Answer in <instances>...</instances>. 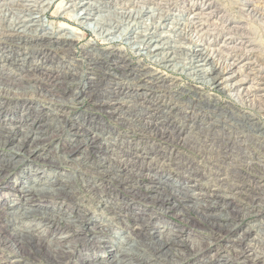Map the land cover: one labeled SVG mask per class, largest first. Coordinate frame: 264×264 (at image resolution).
Returning a JSON list of instances; mask_svg holds the SVG:
<instances>
[{"label":"bare ground","instance_id":"obj_1","mask_svg":"<svg viewBox=\"0 0 264 264\" xmlns=\"http://www.w3.org/2000/svg\"><path fill=\"white\" fill-rule=\"evenodd\" d=\"M142 1L154 4L156 0ZM162 1L165 5L159 8L167 9L172 0L158 2ZM190 1L188 11L192 15L191 19L185 15L173 16L166 10L155 14L158 5L141 8L138 2L124 0H72V11L67 15L71 13L78 26L86 28L106 44L125 40L132 55L144 58L164 70L193 79L205 88H220L223 91L233 89L238 94L242 90L243 99L254 97L264 109L263 95H255L254 87L239 89L243 85L240 83L244 81H235L237 73L242 72L245 67L251 69L253 65L252 58L247 56L252 49L247 51L249 47L243 41L237 42L239 39H235L246 30L241 25H233L227 18V13L212 0H201L202 8L198 5L199 0ZM252 1L246 0L242 4L247 9V15L258 21L260 18L263 20L264 10ZM135 3L138 5L135 6ZM51 4L46 0H13L0 5V97L4 98L2 102L0 100V113L4 109L11 111L8 122L0 121V181L6 175V169L16 167L21 157L27 155L32 161L42 160L52 166L56 174L62 172L66 166L77 169L75 175L82 183L84 192L90 197L100 199L118 218L124 217L133 209H125L124 215L123 208L119 206L131 199H141L147 205L163 209L181 219L183 208L190 207L185 202H189L200 219L208 223L213 231L218 230L216 234L213 232L216 237L228 236L227 246L234 256L228 264H264V260L259 261L260 256L245 247L249 233L256 226L242 232L237 228L236 220L239 217L231 214V210H234L232 200L243 196L241 194L244 191L240 190L252 186L243 182L244 188H241L239 183H233L226 190L230 185L224 183L227 178H222L212 186L215 188L212 193L205 196L209 190L201 188L202 185L195 180L200 177L203 180L208 176L207 173L204 174L205 169L200 167V163L184 158L169 145L178 144L183 149L191 146L194 150L198 143L203 142L212 151L217 144L214 153L217 151L220 156L225 154L223 158L226 156L227 159L232 155L236 157L232 146L230 147L231 143L222 141L219 145L215 140L226 141L232 134L231 130L245 127L250 133L256 132L257 135L252 137L264 149L263 128L215 107L207 109L210 116H204L206 110H202V105L195 104L194 100L187 102L194 106L190 105V108L185 107L182 110L185 91L179 89L173 81L151 77L141 68L139 62L132 66L126 56L118 51L110 52L109 56L102 55L92 45L93 47L85 51L84 57L91 66V73H88L91 77H84L75 67L69 68L65 65L77 33L69 31L68 34L56 37L53 33L43 31L44 8ZM60 7L65 10L64 6ZM211 27L215 34L208 37L212 32ZM220 32L232 36L226 38L225 44L228 48L224 50L240 53L234 58L230 57L231 54H226L231 59L228 63L221 51L209 49L217 41ZM246 43L253 44L252 41ZM243 58L248 61L240 66ZM5 68H9L10 73H2ZM255 75L259 78L257 73ZM260 79L264 81V77ZM25 81L33 83L23 87ZM207 106L211 107V104ZM81 108H86L82 111L84 116H73L72 111ZM18 109L25 119L16 117L20 113ZM188 109H191L190 113ZM30 117L32 122L27 124ZM187 122L190 123L187 124L188 128ZM109 127L111 130L107 129ZM122 129L131 131L129 142L126 141L129 131H119ZM192 134L200 137L194 136L192 141ZM152 137L160 139L159 144H149L156 141ZM55 139L60 141L52 147ZM149 148L152 150L147 151ZM133 154L136 156L132 157ZM207 158L204 156L203 159ZM95 159L98 162L94 163ZM185 161L191 164L188 166ZM166 162L170 163L169 167L174 165L190 174L194 178L191 189L198 192L175 189L177 184L169 181L164 182V185L157 182L158 180L152 181V176L159 177L166 172L163 166ZM89 167L95 168V172ZM221 172L220 169L218 174L221 177L228 175ZM32 173L34 176L29 182L30 185L21 186L19 180V186L0 191V200L4 204L9 201L13 203L6 208L0 205V210L4 209V214L9 219V225L6 223L7 225L0 226V249L9 250L15 258H21L23 264H38L41 261L48 264H77L74 258L77 245L92 236L80 227L81 222L73 216L76 211L69 216L56 210L54 205L51 208L46 204L35 206L32 203L35 197L46 196L56 201L55 204H74L79 194L72 190L73 179L47 182L46 174L49 172L42 173L46 175L44 178L39 176L40 173ZM255 186H258L257 189L254 187L251 191H257L260 185ZM254 192H249L252 196H248L252 204L260 200L259 193ZM23 195L26 200L21 203L16 197L23 198ZM251 213L255 214L252 211ZM77 217L82 220L85 216ZM132 219L135 228L127 234L128 240L134 244L119 248L107 262H103L102 257L100 260L87 258L82 264H188V260L193 258L194 264H209L205 261L211 249L209 245L206 246L207 242L205 245L200 242L191 244L186 252L180 253L177 246L181 244V239L177 234L181 233V227L177 226L174 230L176 235H162L159 231L147 233L146 228L152 222L143 209L135 211ZM35 220L44 232L34 230ZM17 223L28 225L27 230L18 231ZM12 228L15 230L11 231ZM99 228L105 230L103 226ZM88 229L95 232L97 227ZM114 229L109 227L107 231ZM47 231L53 234H43ZM173 250L177 254L171 253Z\"/></svg>","mask_w":264,"mask_h":264},{"label":"rangeland","instance_id":"obj_2","mask_svg":"<svg viewBox=\"0 0 264 264\" xmlns=\"http://www.w3.org/2000/svg\"><path fill=\"white\" fill-rule=\"evenodd\" d=\"M10 1H13V0H0V5L4 3H8ZM47 1L52 4L49 5V7L44 8L45 15L42 16V22L44 24L43 31L45 33L46 32L53 33L55 36L56 35L62 36L64 34H68L67 32L69 31H73L77 33V37L75 36V40L71 46L70 55L69 57L65 59V65L68 66L69 68L75 67L78 71L84 74V77L86 76L87 78L91 77V75L88 74V73H91V70H89V67L91 66L89 65V63L87 64L86 60L84 59V57H86L85 51L87 49L89 50L90 47L95 46V48L97 49V53H101L102 55L104 54L107 56H109V53L112 51L113 52L118 51L120 52V54L122 53V55L124 54L126 56V58L129 60V63H132L131 64L132 66H136L139 62L140 66H142L141 68L147 71V73L150 74L151 77L154 76V77H159V78L173 81L179 86V89H182V91H185L182 97L183 99L182 102L184 104L181 103L182 107L184 106L183 108H181L182 110L185 107L190 108L191 106H194V105H191L192 103L187 104V102L189 103L190 100H194L195 104L198 103L202 105L200 107V108H203L202 110H206V114H203L204 116H210L209 115L210 112L207 109L208 108L213 109V107H215L217 109L226 110L228 113L232 114L233 116L239 119L243 118V120H247L251 124H255L257 127L260 126L264 130V109L261 108V106H259L260 104L257 102V100L253 99L254 97L250 96L248 100L243 99L241 95L242 90H240L239 92L240 95H239L238 92L234 91L233 89L229 91H223L220 88L210 89V88L202 87L197 81L194 80L195 81L194 82L193 79H190L186 76L178 75V73L164 70L163 68L155 66L153 63H150L144 58H141V57L139 58L138 56L132 55V50L129 45H126L125 40H122L119 43L116 42L112 44H109V43L106 44L102 40L96 38L86 28H82L78 26V24L75 22V19L71 17V13L70 15H67L68 12L72 11V8H70L71 6L70 1L72 0H46V2ZM78 1H83V0H78ZM103 1H107V0H103ZM124 1L138 2L139 7L141 8H147L150 6L156 7L158 5L156 7L158 11H156L155 14L166 10L167 13L173 16L185 15V17L189 16L190 19L192 17V15H189L190 12L188 11L190 4H191L190 0H172L169 5L170 7L169 8L167 7V9L161 8V7H164L165 4L163 3V1L158 2L160 0H156L154 4L145 3L142 0L141 1L140 0L139 1L138 0H124ZM212 1L215 2L217 5H219L221 7V10H224V12L227 13L226 14L228 16L227 18L231 20L233 25L243 26L246 32L243 33L241 36L236 37V38L234 37V38L236 40L239 39L237 42L243 41L249 47L247 51L248 50L250 51L252 49L250 53H247L248 55L246 54L248 57L252 58L251 59V62L253 63V65H251L252 68L247 69L245 67L242 69V72L237 73L235 75V78H236L235 81H240V80L244 81L240 83L243 85L240 86L239 89H241L242 87H245V88L254 87L253 89L256 90L254 92L255 95H257L258 97L262 95L264 96V81H261L260 79L264 77V25L263 27L261 26L262 23L264 22V16H263V20L262 18H260L261 20L259 21L258 19L256 20L248 16L247 11H246L247 9L242 5L246 0H240L242 3L239 2L238 0H212ZM252 2H254L260 9L264 10V0H253ZM138 3H135V6L138 5ZM61 5L64 6L65 10H61V7H60ZM198 5L201 6L202 8L201 0H199ZM159 6L161 7L159 8ZM203 10H206V8H204ZM210 30L212 31L213 28L211 27ZM40 34L41 33H38V35ZM212 34H215V33L212 31L211 34L208 35V37L210 36L213 37L214 35ZM231 37L232 36L228 35V33L226 32H220V36L218 37L217 41L213 43L211 48H209L210 50L221 51V53H223V57L226 59V63L231 62L230 57L234 58V56H237L238 54H240L238 51L232 52L230 50H224L227 47L225 44L226 38H231ZM247 41H252L253 44L248 45L246 43ZM226 54H231L232 56L230 55L229 57V55L227 56ZM101 58L103 57L101 56ZM247 61L248 60L243 58V62H241L240 66L244 65L245 62ZM2 71H3L2 73H10L9 68H5ZM256 73L259 78H256V75H255ZM32 83L33 81H25L23 82V87L25 86L27 87L28 85ZM57 91H60V90H57ZM55 93L56 95H58L57 94L58 92H55ZM36 99L38 100V97H36ZM0 100L2 102L4 98L0 97ZM207 104H211V107L207 106ZM37 109H39V107ZM191 109H188V113L191 112ZM85 110L86 108L74 109L72 111L73 116L76 115L78 117H82L84 116L82 114V111H85ZM18 112H20L19 109H18ZM16 117L18 119H25L24 114L22 118L21 112L18 113ZM10 118H11V111L9 109H4L3 113H0V121L8 122ZM31 122H32V117H30L26 121L27 124ZM187 124H190V123L189 122L186 123V127L188 128ZM107 129L111 130L110 127ZM119 131L124 132L126 131V129L124 130L122 129ZM128 131L129 133L131 132L130 130ZM128 131H126V133ZM231 131H232V134L229 135L230 137L229 136L227 137L228 139L226 141L225 140L220 141V139H217L215 140V142L219 143V145L223 143L222 141L226 142L227 144L231 143L230 147L232 146L233 152L236 153V157L232 155L231 157L226 159L225 158L226 156L223 158L225 154L223 156H220L217 151L214 153L215 151L214 149L218 147L217 144L214 145L215 148H213L212 151H211V148L206 146V144L203 142H200L201 144L198 143L197 144L198 147L196 145L198 149L194 148V150L192 149L191 146H189V148L191 149L188 148L189 149L188 150L185 148L183 149L182 148L183 146L181 147L178 144L172 145V143H170L169 145L171 146L172 149L179 151L181 156H183L184 158H189L192 161L194 160L198 164L200 163L199 164L200 167L202 169H205L204 174L207 173V175L210 176L209 178L208 176L205 179L203 178V180H201V177L200 179L199 178L195 179V180H198L200 186L202 185L201 188L204 187L206 190H209L208 194H206L205 196L210 195L212 193V190L215 189L212 186L215 185L216 182L218 183V181L221 180L222 178L223 179L227 178V181L224 183H228V185H230V186H227L226 190L230 189L233 183L235 184L239 183V186L241 188H244V184H247V185L249 184L252 186L251 188L250 186L247 187L246 190H240V191H244L243 194H241L243 196H239L235 200H232L234 204V210L233 211L231 210V214L239 217L237 218L236 223L238 226L237 227L238 230L242 232L248 230V228H250L251 226L253 227L256 226L254 228V231L249 233V236L247 237V240L245 243L246 245L245 247H248V251L252 250V253H255L258 256H260L261 259L259 261L263 262L264 260V228L262 227H264V210H263L264 209V149L260 148L258 141L254 139V137L257 135L255 134L256 132L250 133L249 129L248 128L245 129V127L244 129H240V127L239 129L235 128ZM131 136H132L131 133L128 136H126L127 142L130 141ZM194 136L196 138L200 137V136H196L192 134L191 139ZM138 137L140 136L138 135ZM153 139H155L156 141L149 142V144L150 143L151 145L152 143L159 144L160 141L158 140L160 139H157V138H153ZM193 140L194 139H192V141ZM59 141L60 139H55L53 141L52 147L56 146L59 143ZM150 141H152V139H150ZM63 143H64V140H63ZM202 144L203 145L205 144V145L203 146ZM126 149L127 151L131 152L130 149L128 148ZM150 150L152 149L149 148L147 151H150ZM139 153L141 152H138V154ZM244 155L246 158L244 157ZM90 156L92 157V155ZM134 156L136 155L133 154L132 157ZM204 156H205V159L208 157L207 160L209 161L210 159V161L208 162L207 160L203 159ZM180 161L181 159H179V162ZM93 162L96 163L98 161L95 159L93 160ZM173 162L178 163V161H173ZM162 163L163 162H161V164ZM186 163L188 164V166L191 164V163H188V161ZM168 164L170 165L169 162H166L165 165H163L166 172L162 176H159V177L152 176V181L158 180L157 182H160L161 184L163 183L162 185H164V182L169 181V183L171 182V183L177 184L175 185L177 186L175 189L179 188L182 191L188 190L190 193L193 192V188L191 189V186L193 185L192 183H194V178L190 174L184 172L183 170L177 169L176 166H174L172 163H171L173 165L172 167H169ZM89 168L91 169V171L93 170L92 172H95L94 170L95 168H91V167ZM220 169L222 170L221 173L226 172V174L228 173V175H223L224 177L219 176L218 171H220ZM6 170L7 171L5 172L6 175L4 179L0 181V191H3V189H6V188L7 189L12 188L13 186H16V185L19 186V180H21V186L30 185L29 182L31 178H33L34 176L32 172L40 173L39 176H42L43 178L47 175V178H48L47 182L55 181L57 179L61 182H64L70 178L73 179L71 180L73 181L72 190H75V192L79 194L78 199L75 201L74 204H70L69 202L68 203L63 202L64 204L62 203L55 204L56 201H53L52 199H49L46 196L44 197L37 196L32 200V203L35 206L46 204L47 206L49 205L48 207H51V208L53 204H55L56 210H60V212L64 214L67 213L69 216L72 215V213L76 211V213L73 216L75 217V219L81 222L79 223L80 227L85 229L87 234H91L92 236V237L88 236L85 240L80 242L79 245H77L78 246L77 250L74 253V258L77 264H82L84 260L87 258H89V260H94V258H96V260H100L101 257H102L101 259H104L103 262H107L113 257V255L117 253V250L119 248L122 249L123 246H125L126 244L127 245H130L131 243L134 244V242H131L128 240L127 233L129 232V230H133V228H135L134 221L132 219L133 213L139 209H143L145 211L146 217L151 219L152 225L146 228L147 233H150V232L155 233V231H159V232H162V235L163 234L170 235L171 233L173 234L175 233L176 235L177 233L174 230L177 229V226L181 227V233L177 234L179 238L181 239V244L177 246L178 252L180 253L186 252L191 244H199L200 242V243H204L203 245H205L207 242L206 246L209 245L211 249H210V252L207 254L208 257L206 256L205 261H208L209 264H228L234 258L233 253L230 252V249L228 247L229 246L228 236L222 235V237L220 238H218L219 236L216 237L215 234L218 233V230L213 231L211 227L208 225V223L200 219V217L195 212V209L192 207L193 205L189 204V202H185L187 205H190V207L183 208L184 214L182 213L183 218L181 219L180 217H177V216L174 217V215H171L169 212L163 209H156L152 207L151 205H147L145 202L141 201V199H138V200L131 199V200H127V202H125L123 205L119 204V206L123 208L122 210H123L124 215H125V209H128L129 207L133 209L129 211L128 214H126L124 217L118 218L114 213H112V209L103 205L100 199L95 198V197H90L87 193L84 192L83 188L81 187L82 183L79 182L78 178L76 177L77 174L75 172L77 171V169L75 170V168L66 166L62 172L60 173L58 172L56 174V172L54 171L55 169L52 166H49L48 164L42 162V160L32 161L30 157H27L26 155V156L21 157V160L16 165V167L14 166L11 169H6ZM44 172H49V173L44 176V174H42ZM1 176H3V174H1ZM239 178H242V179H239ZM256 184L260 185L259 186L260 191L259 189L255 191L259 193L260 200L258 203L252 204L251 200H249L250 197L248 196L249 195L252 196V194L249 193V192H254V191H251L252 188L256 187L255 189H257L258 186H255ZM197 192H193V193H197ZM254 194L253 196H255ZM193 197L197 198V196H193ZM0 198H1V195H0ZM16 198H19L21 203H23L26 200V198H24V195H23V198H20V197H16ZM12 199L13 198H11V200ZM225 199L231 200V198H225ZM10 204H13V203L9 201L8 203L4 204L2 199L0 200L1 207L4 206V208H6ZM0 211L2 213L0 215L1 216L0 226H5L3 224H6V223L9 225V219H8V216L4 214L5 213L4 209H1ZM251 211L255 212V214L251 213ZM256 211H259V212L256 213ZM244 214H246V216L243 217ZM256 214L258 218L256 217ZM77 216H85V217L84 219L81 220V219H78ZM34 223L35 224L33 226L35 228L34 229L35 231L44 230L42 229V227H40L37 220H35ZM17 226H18L17 230L21 232V231H26L27 230L26 228L28 225L23 224L22 226V224L20 225L19 223H17ZM92 226L97 227V230L95 232H92L90 229H88L89 227H92ZM100 226H103L105 230L103 231V229H100L99 228ZM109 227L112 229L115 228L114 231L108 232L107 229H109ZM14 230L15 228L11 229V231H14ZM76 231L77 229L75 230V232ZM92 233L96 234V236L93 235ZM9 234H13V233H9ZM43 234H47L48 236L53 233L47 231V233L45 232ZM146 238H148V236ZM171 253L177 254L176 251L174 250L171 251ZM21 260H22L21 258L20 260L18 258H15L14 255L9 250L3 251L2 249H0V264H23V261ZM194 260L195 258H193L192 260L189 259L187 263L194 264L195 263L193 262ZM78 261L80 262L78 263ZM38 264H48V263L45 261H41Z\"/></svg>","mask_w":264,"mask_h":264},{"label":"built area","instance_id":"obj_3","mask_svg":"<svg viewBox=\"0 0 264 264\" xmlns=\"http://www.w3.org/2000/svg\"><path fill=\"white\" fill-rule=\"evenodd\" d=\"M33 174V173H32ZM55 206V204H53Z\"/></svg>","mask_w":264,"mask_h":264}]
</instances>
